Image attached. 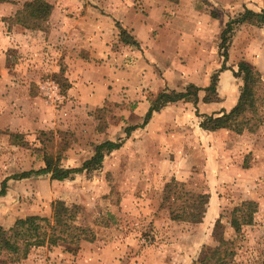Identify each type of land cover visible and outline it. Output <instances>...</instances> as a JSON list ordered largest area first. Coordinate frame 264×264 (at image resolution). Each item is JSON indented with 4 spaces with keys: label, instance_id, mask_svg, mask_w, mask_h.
<instances>
[{
    "label": "rangeland",
    "instance_id": "obj_1",
    "mask_svg": "<svg viewBox=\"0 0 264 264\" xmlns=\"http://www.w3.org/2000/svg\"><path fill=\"white\" fill-rule=\"evenodd\" d=\"M31 0L0 4V191L6 178L44 167V147L61 151L64 168L79 167L104 141L122 147L102 167L72 179L50 175L7 181L0 226L30 215L50 217L59 200L79 208L77 223L93 242L40 247L26 259L0 264H197L218 245L214 226L238 264L264 256V128L235 134L200 128L198 114L228 112L237 102L240 62L264 81V25L241 23L229 39L222 69L221 32L245 9L264 0H44L49 18L38 30L13 22ZM125 32L137 45L124 44ZM217 76V100L168 104L143 128L150 103L163 90L208 87ZM218 115H214L217 117ZM17 134L18 142L11 138ZM209 195L201 223L170 219L167 184ZM257 204L253 223L236 234L230 213ZM109 215L113 217L109 220Z\"/></svg>",
    "mask_w": 264,
    "mask_h": 264
},
{
    "label": "trees",
    "instance_id": "obj_2",
    "mask_svg": "<svg viewBox=\"0 0 264 264\" xmlns=\"http://www.w3.org/2000/svg\"><path fill=\"white\" fill-rule=\"evenodd\" d=\"M8 0H0V4ZM51 6L44 0H31L22 5L13 17V22L21 25L28 30H38L47 21L51 12ZM254 23L264 25V11L256 13L245 9L237 18L230 20L221 32L220 51L222 52V69L228 60L227 47L229 39L236 25L241 23ZM121 41L128 45H137L128 34L121 33ZM234 75L241 80L236 104L228 111L213 115L198 114L201 119L200 128L209 130L211 125L217 129H225L235 134H242L245 131L256 132L264 128V81L258 70L247 62H240ZM217 76H213L212 82L208 87L199 88L193 84L186 87L184 91L163 90L158 93L144 115L140 126L125 129L126 138L132 131L143 128L150 121L154 113L159 112L168 104L177 102L192 103L194 106L199 101L198 93L205 92L203 103L216 102V82ZM214 115H218L214 117ZM17 134H12L14 142H18ZM123 141H104L94 146L93 155L82 162L79 167L64 168L60 164L61 151L68 145L62 146V150L54 151L52 147L46 146L42 151V162L44 167L38 170L24 171L6 178L2 183L0 196L5 194L7 181L22 180L33 176L50 175V179L64 181L72 179L77 174L90 173L102 167L106 155L119 150ZM172 201L170 202V219L174 221L189 222L199 224L206 214L209 195L205 193H193L185 190L184 183L167 184ZM50 217L30 215L17 219L11 227L4 229L0 226V254L7 256L11 262H19L29 255L32 249L40 247H79L82 242H93L95 234L89 226H80L77 223L79 208L76 205H67L62 201L56 200L51 203ZM257 212V204L252 201H243L234 207L230 213L229 225L236 234L241 232L243 226L253 223L254 214ZM109 220L113 217L109 215ZM220 221L217 220L214 226V236L218 245L214 248L202 250L197 264H238L233 261V252L226 248L227 242L220 237ZM261 264H264V256Z\"/></svg>",
    "mask_w": 264,
    "mask_h": 264
}]
</instances>
